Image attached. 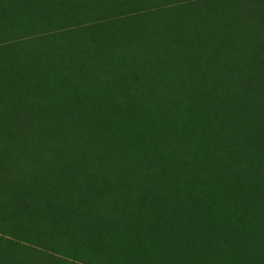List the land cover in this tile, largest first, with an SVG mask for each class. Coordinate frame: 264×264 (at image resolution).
Returning a JSON list of instances; mask_svg holds the SVG:
<instances>
[{
    "label": "rangeland",
    "instance_id": "1",
    "mask_svg": "<svg viewBox=\"0 0 264 264\" xmlns=\"http://www.w3.org/2000/svg\"><path fill=\"white\" fill-rule=\"evenodd\" d=\"M0 5L8 6L5 0ZM7 12H0V68L15 65L18 72L35 71L41 78L55 73L54 61L67 54L86 55L83 67H60V78L50 83L58 92L55 101L67 96L68 81L77 94L100 96L108 90L98 81L106 77L108 58L89 66L96 57L87 53L88 46L98 53L91 43L104 31L178 30L176 25L196 23L208 34L127 44L136 57L150 56L155 46L163 58L181 65L152 75L155 100L144 108L154 112L153 121L118 114L108 161L120 166L123 159H137L143 177L133 184L114 183L120 194L87 197L94 201L93 207L86 203L90 209L57 207L65 219L84 215L101 231L100 238L87 230V240L80 241L57 231L40 233L2 217L5 209H0V264H264V123L259 121L264 98L251 95L238 78L242 72L235 78L223 65L264 59V0H103L55 14ZM18 80L25 84V101H40L49 92L34 88L32 76ZM173 83L183 86L174 91L177 101L168 87ZM176 110L174 128L168 130L167 112ZM23 167L34 172L28 163ZM19 182L24 192H16L15 181L7 183L10 202H37L50 220L52 200L64 197L65 184L47 177ZM73 194H67L70 204H76Z\"/></svg>",
    "mask_w": 264,
    "mask_h": 264
},
{
    "label": "trees",
    "instance_id": "2",
    "mask_svg": "<svg viewBox=\"0 0 264 264\" xmlns=\"http://www.w3.org/2000/svg\"><path fill=\"white\" fill-rule=\"evenodd\" d=\"M100 1L103 0H5L8 6L0 5V12L2 10H10L11 12L7 13L25 16H35L40 13L55 14L63 9L80 8L86 2L97 3ZM60 2H63L66 8H62ZM176 26L178 30H172L163 26H157L152 29L143 27L139 32L133 31L132 33H128L120 31L112 35L108 31H104L101 36L91 43L93 44L92 47H96L98 53L93 54L94 49L89 46L87 47L88 57L90 55L96 57V59L89 61V66H92L97 61L108 58L107 65L105 66L106 77L98 79L99 83L108 90L100 96L90 93L89 95L77 94L74 91L75 88H70L68 81L67 86L69 88L63 89L62 87L67 96H64L61 100L59 99V101L53 100L58 92L50 86V83L60 78V67L73 71V69L80 65L82 67L85 66V54L71 53L67 54L66 57L54 61L55 73L49 74L47 72L48 76L41 78L35 77L38 72H32L31 70H25L20 73L17 71L15 65L9 69L0 68V209H5L2 212L5 215L2 217L22 227L35 229L40 233L48 231L53 236L55 235L54 232L57 231L60 235L66 236L69 239L73 238L80 241V238H84L87 240L85 233V230H87L90 236L94 234L100 238L97 232L101 231L95 228L93 224L89 225V222L83 218L84 215L83 217L65 219L57 207H61L65 211L73 210V207L75 209L80 207L77 210L90 209L86 203L91 202V207H93L94 201L86 199L87 197L95 199L97 195L109 196L111 195V191H113L112 186L114 183L130 182L133 184L136 180L143 177L142 173H144V170L140 165L141 162L137 159H123L120 166H116L114 163L108 161V156L113 148L119 130L118 114L120 112L138 114L139 117H143L147 121H153L154 112L151 109L145 111L144 108L145 103L155 100L154 91L158 85L154 83L152 75L156 72L161 73L164 68L172 67L174 64L180 66L181 63L169 58H163V55L155 46L151 49V56L136 57L127 50V44L137 43L138 45H144L153 36L170 41L180 37L195 39L197 36L202 37L208 34L205 28L196 23H186V25L181 27L179 25ZM147 32H149L148 35L146 34ZM112 53H116L117 55L111 56L110 54ZM223 65L228 74L235 78L238 76L237 73L242 72L241 78H238L241 79L240 81L251 95L254 98H256V95L264 98V59L253 64H241L237 67H229L228 61H223ZM20 76H32L34 78L32 82L34 88H45L49 92L40 101H25L22 97L24 92L22 93L21 91V88L25 84L18 80ZM152 84L156 87H152ZM168 87L173 92L172 99L177 101L174 97V91L182 90L183 86L173 83L169 84ZM97 105L98 107L96 108ZM35 108L36 110H34ZM167 114L166 128L171 130L174 128L173 119H175L174 117L178 114V111L167 112ZM15 115L18 116V119L15 118ZM55 118L56 120H54ZM103 118H105L104 121ZM71 119L73 120L71 121ZM35 121H38L39 124L36 122L38 124L36 125ZM259 121L264 123V112L259 115ZM92 124L93 126L95 124L94 128ZM262 128L264 130V125ZM86 129L87 131H85ZM259 129L261 130L260 126ZM47 132L49 133L46 134ZM68 135L74 137L69 138ZM81 140L82 142L80 143ZM66 142H70V146ZM88 142L90 143L88 144ZM33 143L38 144L37 147L28 148L27 144L33 145ZM53 144L54 146H52ZM214 153H218L216 148H214ZM94 162L97 163L94 164ZM26 163L34 168V170H31L34 172L30 173V171L24 169L23 165ZM185 164L187 165L188 163ZM150 166L154 165L150 164ZM56 167L61 168V171L57 172L55 170ZM138 168H142V170L138 171ZM7 172L8 174H6ZM109 173L112 177L108 180L107 176ZM12 175L14 177H11ZM20 177H38L40 179L47 177L65 184V194L62 195L64 197L59 200H52L54 216L52 215L50 220L46 218V214H43V209L35 205L37 202H19L15 205L13 202H10L9 195L11 194V189L7 183L10 179L15 181L17 183L14 185L17 190L16 192H24L25 190L19 187ZM47 189L48 186L46 189L40 190V200L43 199V196L46 198ZM119 191V189L115 188L113 192L120 194ZM67 194L75 196L76 204L69 203L68 199L70 197ZM97 210L93 213H96ZM63 230L66 232H63ZM88 241L93 242L92 239Z\"/></svg>",
    "mask_w": 264,
    "mask_h": 264
},
{
    "label": "bare ground",
    "instance_id": "3",
    "mask_svg": "<svg viewBox=\"0 0 264 264\" xmlns=\"http://www.w3.org/2000/svg\"><path fill=\"white\" fill-rule=\"evenodd\" d=\"M42 2H43V1H42ZM35 5H36V4H35ZM36 6H37V5H36ZM160 24H161V23H160ZM147 28H150V27H147ZM171 29H172V28H171ZM167 30H168V29H167ZM140 31H141V30H140ZM142 31H143V30H142ZM138 32H139V31H138ZM152 32H153V31H152ZM155 32H156V31H155ZM162 32H164V31L162 30ZM141 33H142V32H141ZM144 33H145V32H144ZM148 33H149V32H147L146 34L148 35ZM153 33H154V32H153ZM156 33H157V32H156ZM160 33H161V31H160ZM160 33H159V34H160ZM162 34H163V33H162ZM174 35H176V34L174 33ZM201 35H202V34H201ZM120 36H121V35H120ZM124 37H125V36H124ZM140 37H141V36H140ZM153 37H154V36H153ZM136 38H137V37H136ZM143 38H144V37H143ZM151 38H152V37H151ZM172 40H174V39H172ZM147 41H148V40H147ZM147 41H146V42H147ZM152 41H153V40H152ZM150 44H151V43H150ZM154 45H155V44H154ZM159 45H160V44H159ZM158 51H159V50H158ZM156 53H158V52H156ZM156 55H158V54H156ZM150 56H151V55H150ZM126 71H127V70H126ZM127 72H128V71H127ZM129 76H130V75H129ZM140 78H141V77H140ZM129 80H131V79H129ZM145 80H146V79H145ZM131 82H132V81H131ZM143 82H144V81H143ZM143 82H142V83H143ZM125 83H126V82H125ZM145 83H146V81H145ZM129 84H130V83H129ZM122 85H123V84H122ZM258 86H259V85H258ZM126 87H128V86H126ZM262 87H263V86H262ZM262 87H261V88H262ZM258 88H259V87H258ZM259 89H260V88H259ZM119 90H120V89H119ZM100 105H101V104H100ZM72 106H73V105H72ZM72 106H71V107H72ZM73 107H74V106H73ZM93 107H94V106H93ZM97 107H98V105L96 106V108H97ZM64 108H65V107H64ZM28 109H29V108H28ZM73 109H74V108H73ZM93 109H94V108H93ZM34 110H36V108H35ZM48 110H49V109H48ZM50 110H51V109H50ZM53 111H54V110H53ZM71 111H72V110H71ZM92 111H93V110H92ZM100 111H101V110H100ZM102 111H103V110H102ZM62 112H63V111H62ZM66 112H67V111H66ZM84 112H85V111H84ZM89 112H90V111H89ZM31 113H33V112H31ZM41 113H42V112H41ZM47 113H48V112H47ZM49 113H50V112H49ZM59 113H61V112H59ZM72 113H73V112H72ZM69 114H70V113H69ZM76 114H77V113H76ZM63 115H64V114H63ZM77 115H78V114H77ZM45 116H46V114H45ZM64 116H65V115H64ZM43 117H44V116H43ZM48 118H49V117H48ZM59 118H60V117H59ZM67 118H68V117H67ZM79 118H80V117H79ZM95 118L97 119V117H95ZM95 118H94V119H95ZM33 119H34V118H33ZM57 119H58V118H57ZM75 119H77V118H75ZM104 119H105V118H103V121H104ZM28 120H29V119H28ZM28 120H26V121H28ZM51 120H52V119H51ZM54 120H56V118H55ZM68 120H69V119H68ZM72 120H73V119H71V121H72ZM86 120H87V119H86ZM61 121H62V120H61ZM65 121H67V120H65ZM87 121H88V120H87ZM94 121H95V120H94ZM19 122H20V121H19ZM62 122H63V121H62ZM67 122H68V121H67ZM84 122H85V120H84ZM89 122H90V121H89ZM89 122H88V123H89ZM95 122H96V121H95ZM100 122H101V120H100ZM20 123H21V122H20ZM35 123H36V122H35ZM44 123H45V122H44ZM47 123H48V122H47ZM58 123H59V122H58ZM60 123H61V122H60ZM90 123H91V122H90ZM97 123H98V122H97ZM23 124H24V122H23ZM52 124H53V122H52ZM63 124H64V122H63ZM104 124H105V123H104ZM110 124H111V123H110ZM24 125H26V124H24ZM80 125H81V124H80ZM59 126H61V125H59ZM64 126H66V125H64ZM84 126H85V125H84ZM86 126H87V125H86ZM92 126H93V124H92ZM94 126H95V124H94ZM94 126H93V128H94ZM57 127H58V126H57ZM104 127H105V126H104ZM26 128H27V127H26ZM30 128H31V127H30ZM30 128H29V129H30ZM68 128H69V127H68ZM68 128H67V129H68ZM113 128H114V127H113ZM113 128H112V129H113ZM35 129H36V128H35ZM59 129H61V128H59ZM79 129H80V128H79ZM108 129H109V128H108ZM42 130H43V129H42ZM71 130H72V129H71ZM96 130H97V129H96ZM96 130H95V131H96ZM32 131H33V130H32ZM47 131H48V130H47ZM59 131H60V130H59ZM59 131H58V132H59ZM65 131H66V129H65ZM82 131H83V129H82ZM85 131H87V129H86ZM90 131H91V130H90ZM90 131H89V132H90ZM67 132H68V131H67ZM69 132H70V131H69ZM105 132H106V131H105ZM48 133H49V132H47L46 134H48ZM80 133H81V132H80ZM106 133H107V132H106ZM46 134H45V136H46ZM61 134H62V133H61ZM66 134H67V133H66ZM88 134H89V133H88ZM91 134H92V133H91ZM69 135H70V134H69ZM69 135H68V136H69ZM79 135H80V134H79ZM97 135H99V134L97 133ZM80 136H82V135H80ZM57 137H58V135H57ZM65 137H66V136H65ZM73 137H74V136H73ZM73 137H72V138H73ZM75 137H76V136H75ZM42 138H43V137H42ZM46 138H48V137H46ZM60 138H61V137H60ZM63 138H64V137H63ZM69 138H70V137H69ZM77 138H78V137H77ZM81 138H83V137H81ZM49 139H50V138H49ZM56 139H57V138H56ZM56 139H55V140H56ZM77 140H78V139H77ZM90 140H91V139H90ZM53 141H54V140H53ZM62 141H63V140H62ZM71 141H73V140H71ZM54 142H55V141H54ZM54 142H53V143H54ZM57 142H58V141H57ZM81 142H82V140L80 141V143H81ZM91 142H92V141H91ZM62 143H63V142H62ZM67 143H68V142H67ZM69 143H70V142H69ZM89 143H90V142H88V144H89ZM76 144H77V143H76ZM94 144H95V143H94ZM94 144H93V145H94ZM73 145H74V144H73ZM83 145H84V144H83ZM86 145H87V144H86ZM86 145H85V146H86ZM90 145H91V144H90ZM52 146H54V144H53ZM55 146H56V144H55ZM79 146H80V144H79ZM81 146H82V145H81ZM56 148H57V147H56ZM67 148H68V147H67ZM79 148H80V147H79ZM86 148H87V147H86ZM92 148H93V147H92ZM11 150H12V149H11ZM56 150H57V149H56ZM71 150H72V149H71ZM82 150H83V149H82ZM84 150H86V149H84ZM62 152H63V151H62ZM81 152H82V151H81ZM63 153H64V152H63ZM49 154H50V153H49ZM4 155H5V154H4ZM87 155H88V154H87ZM50 156H51V155H50ZM62 156H63V155H62ZM62 156H60V157H62ZM65 156H66V155H65ZM65 156H64V157H65ZM77 156H78V155H77ZM88 156H89V155H88ZM11 157H12V156H11ZM60 157H59V158H60ZM64 157H63V158H64ZM83 158H84V156H83ZM86 159H87V158H86ZM67 160H68V159H67ZM75 160H76V159H75ZM80 160H81V159H80ZM87 160H88V159H87ZM3 162H4V161H3ZM69 162H70V161H69ZM84 162H85V161H84ZM84 162H83V163H84ZM4 163H5V162H4ZM96 163H97V162H96ZM96 163L94 162V164H96ZM84 164H85V163H84ZM0 165H1V164H0ZM3 166H4V165H3ZM68 166H69V165H68ZM83 167H84V165H83ZM1 169H2V168H1ZM123 169H124V168H123ZM6 170H7V169H6ZM3 171H4V169H3ZM6 174H8V172H7ZM6 174H5V175H6ZM132 177H133V176H132ZM126 179H127V177H126ZM37 218H38V217H37ZM40 221H41V220H40Z\"/></svg>",
    "mask_w": 264,
    "mask_h": 264
}]
</instances>
